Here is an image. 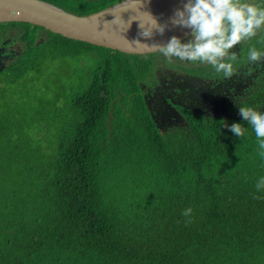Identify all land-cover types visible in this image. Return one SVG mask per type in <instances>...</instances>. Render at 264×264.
Segmentation results:
<instances>
[{"label": "trees", "instance_id": "16d2710c", "mask_svg": "<svg viewBox=\"0 0 264 264\" xmlns=\"http://www.w3.org/2000/svg\"><path fill=\"white\" fill-rule=\"evenodd\" d=\"M117 1L80 5V15ZM26 27L44 34L29 35L5 71L13 85L47 58L75 59L83 77L40 110L3 103L0 88V264H264V156L242 117L192 115L188 127L161 132L141 90L158 54ZM240 106L264 108V79ZM233 122L244 136L224 126ZM36 123L33 138L26 128Z\"/></svg>", "mask_w": 264, "mask_h": 264}, {"label": "flooded vegetation", "instance_id": "af4514ba", "mask_svg": "<svg viewBox=\"0 0 264 264\" xmlns=\"http://www.w3.org/2000/svg\"><path fill=\"white\" fill-rule=\"evenodd\" d=\"M55 1L64 6L62 10L82 16L80 5L98 9L110 0ZM125 1L127 0L117 1L106 9ZM242 2L264 6V0H242ZM2 24H8V27L0 28V76L24 54L26 46L20 38L19 31L9 23ZM43 31L39 33V42L44 34ZM258 34L264 35V26L257 30L256 35ZM242 42L240 48L243 46ZM258 50L264 51V42ZM156 54L162 60L159 51L150 55L154 57ZM158 67L154 71V76L141 82V90L149 114L161 132L188 127L189 116L192 115L206 119L221 117L224 118L225 123L230 118L240 116L238 102L243 100L245 95L257 91L264 79V57L255 62H244V60L238 62L229 77H210L199 72L197 68L183 66L178 59L174 65L161 61ZM254 110L264 113V108H254Z\"/></svg>", "mask_w": 264, "mask_h": 264}, {"label": "clouds", "instance_id": "9594fccd", "mask_svg": "<svg viewBox=\"0 0 264 264\" xmlns=\"http://www.w3.org/2000/svg\"><path fill=\"white\" fill-rule=\"evenodd\" d=\"M135 2L136 7L123 8L125 10L132 8L138 13L127 22L128 27L133 20H139V27L142 29L140 35L151 37L153 30L163 34L169 25L159 24L157 18L148 12H140L139 0ZM138 16H147L149 19L144 22L137 19ZM119 18L121 19L120 15ZM116 20L117 16L113 22ZM170 22L173 26L189 29L188 38L182 40L174 35L163 45L154 43L149 46L139 41L135 43L158 50L167 58L176 57L181 61L210 64L217 73L222 72L225 77H229L233 73V62L237 60V55L229 50L242 41L256 36L257 30L264 26V6L242 0H186L182 9L174 11ZM262 57L264 51H259L255 47L248 49L250 62L258 61ZM238 112L254 131L261 150L260 155L264 156V113L248 106L238 107ZM224 126L238 137L244 136L246 131L241 123L233 122ZM256 189L257 191L264 189V177L259 178ZM191 213L192 209L187 208L182 214L190 217Z\"/></svg>", "mask_w": 264, "mask_h": 264}, {"label": "water", "instance_id": "95a60500", "mask_svg": "<svg viewBox=\"0 0 264 264\" xmlns=\"http://www.w3.org/2000/svg\"><path fill=\"white\" fill-rule=\"evenodd\" d=\"M185 2L186 0H139L140 12H148L157 18L159 24L169 25L163 34L153 30L151 37L140 35L142 29L139 27V20H133L128 27L127 22L138 13L132 8L126 10L123 8L136 7L135 0H127L87 16L68 13L42 0H0V24L26 23L70 40L119 51L126 55H146L156 53L158 50L139 46L136 41L151 46L154 43L163 45L174 35L182 40L188 38L189 29L173 26L170 22L174 11L182 9ZM116 16L117 20L113 22ZM136 18L144 22L149 19L147 16Z\"/></svg>", "mask_w": 264, "mask_h": 264}, {"label": "rangeland", "instance_id": "374dc122", "mask_svg": "<svg viewBox=\"0 0 264 264\" xmlns=\"http://www.w3.org/2000/svg\"><path fill=\"white\" fill-rule=\"evenodd\" d=\"M22 24L10 26L14 27L16 31L20 32V38L24 43H27V40H30L28 38L29 35L33 33H40L38 29L27 28L24 26L26 24ZM4 27H8V24L0 25V28ZM262 40H264V35L258 34L252 38L244 40V43L242 42L244 46L243 51L240 48V44L229 50L230 52H234L237 55V60L233 62V67L236 66L238 62H242L243 60L244 62L249 61L248 49L250 47H255L258 50L262 44ZM49 51L50 53H53L52 48H49ZM159 57L162 58L163 62L173 65L178 59L176 57L167 58L162 53L159 54ZM178 61L183 66H187V68H197L199 69V72L207 74L210 77L218 78L224 76L222 72L217 73L215 69L207 63L181 61L180 59H178ZM77 68L78 66L76 60L70 57L66 59L47 58L44 60L40 70L31 73L23 85H13L11 82L14 75L11 72H5L0 76V88L3 90V93L7 95L3 97V103L7 102L10 106H13L14 103L12 101H16L17 103L18 100L25 101V108L26 110L30 111L31 109L35 110L37 108L40 110L44 103L47 101H52L56 98H59L61 102H64L66 100L62 98L64 94L69 96L68 94L73 92L75 89L77 90L80 79L83 77V70H77ZM183 69L186 70V68ZM123 79L126 80V77H123ZM15 106L16 104L14 107ZM39 125V123H36L35 125L26 128V131L32 134V137L35 138L37 136V131H41ZM40 136V139H44L42 135ZM46 141L48 140H46L45 137L44 142Z\"/></svg>", "mask_w": 264, "mask_h": 264}]
</instances>
